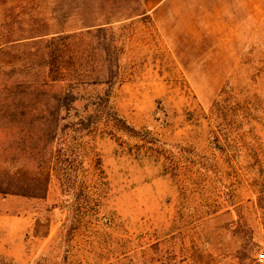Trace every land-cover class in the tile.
<instances>
[{
	"label": "rangeland",
	"instance_id": "obj_1",
	"mask_svg": "<svg viewBox=\"0 0 264 264\" xmlns=\"http://www.w3.org/2000/svg\"><path fill=\"white\" fill-rule=\"evenodd\" d=\"M68 71L115 77L131 130L49 164L44 199L0 194V264H264V0H0V179L32 167L3 109L64 105Z\"/></svg>",
	"mask_w": 264,
	"mask_h": 264
},
{
	"label": "trees",
	"instance_id": "obj_2",
	"mask_svg": "<svg viewBox=\"0 0 264 264\" xmlns=\"http://www.w3.org/2000/svg\"><path fill=\"white\" fill-rule=\"evenodd\" d=\"M81 67L86 68V63ZM53 80L64 82L60 93L68 98L64 105L54 104L47 109L36 107L3 109L7 116H12L13 112L18 111L20 117L31 121L27 141L21 142L19 147L32 167L21 168L17 174L5 172L0 179L2 195L44 199L51 176L49 164H52L64 178L70 179L76 168L83 164L85 145L88 140H92L91 135L101 125L110 126L111 130H131L110 106L115 77L91 78L86 74L73 75L68 71L66 78ZM216 106H220L219 117L223 113L230 122L228 125L237 123L240 126L252 127L251 121L254 118L250 108L240 105L230 106L231 108H228V105L221 107L218 103ZM60 114H63L62 120L65 119V124L61 126L58 124ZM252 129L242 132L241 137L257 141L258 138Z\"/></svg>",
	"mask_w": 264,
	"mask_h": 264
},
{
	"label": "built area",
	"instance_id": "obj_3",
	"mask_svg": "<svg viewBox=\"0 0 264 264\" xmlns=\"http://www.w3.org/2000/svg\"><path fill=\"white\" fill-rule=\"evenodd\" d=\"M264 259V257L263 256H260V259H259V261H262Z\"/></svg>",
	"mask_w": 264,
	"mask_h": 264
}]
</instances>
